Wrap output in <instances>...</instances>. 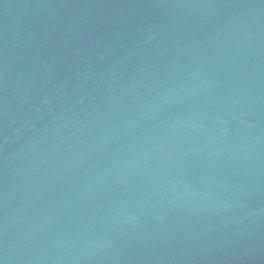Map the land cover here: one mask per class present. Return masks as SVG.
Masks as SVG:
<instances>
[{
  "label": "water",
  "instance_id": "95a60500",
  "mask_svg": "<svg viewBox=\"0 0 264 264\" xmlns=\"http://www.w3.org/2000/svg\"><path fill=\"white\" fill-rule=\"evenodd\" d=\"M0 264H264V0H0Z\"/></svg>",
  "mask_w": 264,
  "mask_h": 264
}]
</instances>
